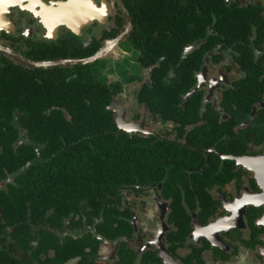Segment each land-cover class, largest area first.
Here are the masks:
<instances>
[{"label": "flooded vegetation", "instance_id": "obj_1", "mask_svg": "<svg viewBox=\"0 0 264 264\" xmlns=\"http://www.w3.org/2000/svg\"><path fill=\"white\" fill-rule=\"evenodd\" d=\"M100 104L108 134L165 143L156 156L176 166L134 168L104 234L90 211L43 223L54 245L91 246L28 264H122L123 250L130 264H264V0H0V149L63 158ZM29 111L56 118L45 143Z\"/></svg>", "mask_w": 264, "mask_h": 264}, {"label": "trees", "instance_id": "obj_2", "mask_svg": "<svg viewBox=\"0 0 264 264\" xmlns=\"http://www.w3.org/2000/svg\"><path fill=\"white\" fill-rule=\"evenodd\" d=\"M159 85L165 87L162 80ZM101 107L102 104L90 111V117L89 112L83 116H88L85 119L90 122H98L96 132L90 135L88 141L75 140V144L67 148L69 154L63 158H52L47 153L38 157L33 146L14 151L13 138L2 140L4 149H0V182L8 181L10 175L13 182H8L7 187L0 190V264L39 262L40 253L50 248H55L62 260L82 255L80 250L87 245L91 246L87 238L79 242L67 240L66 247L54 245L55 238L46 234L40 236L43 223L61 226L71 214L82 215L85 211H90L102 219L98 230L104 234L106 224L112 221L110 212L113 209L109 205V194L118 192V187L127 176L133 174L134 168L143 166L155 172L157 168L166 170V167L176 166L174 162L156 156L165 149V143H153L137 137L117 138L113 133L108 134V128L112 124L111 116ZM72 114L75 121L83 119L84 113L72 111ZM22 118L45 119L29 122L28 126L31 137L42 143L46 142V122L56 119L48 115L33 116L30 111L24 113ZM82 128L71 127L75 136L81 133ZM103 129L106 130L105 136L100 135ZM48 135L52 139L55 137L53 132ZM59 141L58 139L56 142L63 144ZM54 150L58 151L56 147ZM114 221L120 223L118 218H114ZM127 228L128 224L123 223L116 230L119 233L121 229L126 231ZM34 232L39 234L41 250L31 248ZM16 250L24 253L22 259L14 255ZM121 258L122 264L131 263L132 256L126 250L122 251Z\"/></svg>", "mask_w": 264, "mask_h": 264}]
</instances>
